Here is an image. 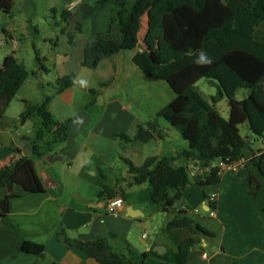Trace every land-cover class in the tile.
<instances>
[{"label": "crops", "instance_id": "crops-1", "mask_svg": "<svg viewBox=\"0 0 264 264\" xmlns=\"http://www.w3.org/2000/svg\"><path fill=\"white\" fill-rule=\"evenodd\" d=\"M11 1V17L0 12V43L3 42L0 69L12 55L29 72L36 70V48L44 58L47 72L39 77L43 82L40 87L36 79L28 77L4 113L0 124V169L8 165L20 167L28 159L36 163L42 161L43 168H37L38 175L43 183L41 173L45 172L53 186L45 187L43 183L45 193L13 199L9 214L25 240L45 247L44 256L24 253L14 235L0 233V264H99L83 252L59 242L57 234L61 229L71 238L85 242L116 235L118 238L111 243L117 250L134 258L148 254L147 264H178L179 245L190 237L196 242L187 264H264L261 218L264 192L260 191L255 197L249 194L246 169L224 172L218 185L203 188L197 186L196 177L190 175L192 183L185 190L177 212H186L194 225H201L214 234L212 237L194 235L183 229L166 233L177 213L162 212L160 206L151 203L149 184L116 185L117 181L128 177L127 161L140 167L150 157H170L189 148L184 142L181 151L163 147L157 153V148L150 145H157L158 139L127 143L121 138L124 135L133 139L139 127H145L157 116V109L151 110L148 104L156 96L157 80L147 77L133 61L143 49L156 48L149 35L147 18L143 19L140 29L146 33L143 39L140 31L138 33L139 48L104 59L91 69L83 65L84 49L97 35L106 32L112 3L47 0L41 11L36 8V0ZM70 6H74L72 11H68ZM70 75L75 77L74 85L55 94L56 81ZM26 85L34 92L42 91L43 97L53 96L49 111L58 121H69L67 140L50 144L49 136L45 140L43 158L33 154L34 122H19L25 108L37 103H32L24 94ZM90 96H94V100L86 104ZM77 118H82L83 123H76ZM158 124L162 130L170 132L166 125ZM242 136L249 138L253 150L263 148V142L250 131ZM106 147L122 149L113 162L99 159L98 153ZM49 155L56 157L57 162H46L44 159ZM62 162L67 163L70 174L79 179L81 187L83 183L89 186L86 191L70 193L66 180L61 179L57 170ZM185 164L189 166L190 162H177L179 166ZM104 188L108 191L99 197ZM122 188L125 207L112 211L107 201L121 197ZM112 190L115 195H111ZM212 195L217 198L215 203L210 201Z\"/></svg>", "mask_w": 264, "mask_h": 264}, {"label": "trees", "instance_id": "trees-1", "mask_svg": "<svg viewBox=\"0 0 264 264\" xmlns=\"http://www.w3.org/2000/svg\"><path fill=\"white\" fill-rule=\"evenodd\" d=\"M112 3L113 8L105 33L97 35L84 49L83 65L94 69L104 59L124 51L139 48L138 33L143 19L147 18L149 35L156 43L153 51L143 49L133 61L149 78L165 81L175 93V98L161 109L153 122L138 128L133 139L122 135L127 143H148L164 139L157 120L168 122L189 145L187 150L173 156H154L140 166L128 164V177L117 181V187L149 184L150 201L160 206L162 212H175L166 233L183 229L192 234L214 236L201 225L178 211L183 195L192 183L188 165L177 162L197 161L202 166L222 160L225 163L246 159L248 192L252 197L264 192V0H101L100 5ZM13 2L0 0V12L11 17ZM204 50L211 63L197 65V54ZM37 69L29 72L14 56L7 58L0 69V124L25 80L32 76L39 79L47 72L44 58L35 48ZM204 78L216 86L217 94L212 102L203 98L196 87ZM75 77L64 76L54 85L55 94L71 88ZM249 91L243 100H237V92ZM53 99L30 104L19 118L20 123L34 122L33 154L43 158L45 140L50 144H62L67 140L69 121H58L49 111ZM227 100L229 119L223 118L217 104ZM248 126L254 137L263 142L261 150H253L249 138H244L240 127ZM3 126V124L1 125ZM203 188L220 183L217 168L208 176H196L194 181ZM8 188L10 191H8ZM104 188L99 197H102ZM46 189L38 175L36 162L28 159L22 166L8 165L0 169V233H10L20 242L22 251L43 257L45 247L25 240L18 225L9 219L11 201L29 195L43 194ZM124 198L123 188L119 190ZM115 195V190L111 195ZM215 206V205H213ZM264 223V209L261 212ZM107 239L81 241L69 236L65 229L57 234L59 242L75 248L99 264H147L148 254L126 256ZM195 238L190 237L179 245L178 264H187Z\"/></svg>", "mask_w": 264, "mask_h": 264}, {"label": "rangeland", "instance_id": "rangeland-1", "mask_svg": "<svg viewBox=\"0 0 264 264\" xmlns=\"http://www.w3.org/2000/svg\"><path fill=\"white\" fill-rule=\"evenodd\" d=\"M38 4V8L39 10H44L45 6L47 4V0H36L35 1ZM145 31H140V36L141 39H143V35H145ZM37 69V66H36ZM32 78V76H31ZM34 79H36L35 77H33ZM38 82V86H42L43 82L42 79H36ZM47 87V86H45ZM196 87L199 89V92L201 93V95L203 96L204 99H206L208 102H212V97L216 96L217 94V88L216 86L210 85L204 78L200 79L197 81L196 83ZM24 94H26L27 98L30 99L32 101V103L35 102H42L44 97H43V92L42 91H36L34 92L32 89H30L29 85H26L25 90H24ZM249 94V91L246 89H242L240 91L237 92L236 98L237 100H243L245 97H247ZM175 97V93L170 89V86L165 82V81H159L157 80V92H156V96L153 97L152 102H149V107L152 109H157V113L163 109L165 106H167ZM155 99V101L153 102V100ZM94 100V96H90L89 99L85 101L86 104L87 103H91V101ZM217 109L219 110V112L221 113V115L223 116V118L225 119H229L230 117V111L228 108V104H227V100L223 99L220 103L217 104ZM150 110V111H151ZM157 122H160V124H164L169 128L170 132H167L166 130H163V134H164V139L162 140H157V145H150L152 146L151 148H157V153L159 151L162 150V148H176L178 149V151H181L183 148H181V144H184V141L182 139V137L180 136V134L168 123L166 122L164 119H158ZM10 124V123H9ZM240 131L242 135H246V133L249 132L248 126H241L240 127ZM175 136H177L178 139L175 138ZM157 146V147H155ZM122 149H118L113 150V149H108L106 147V149L104 151L100 150L101 152L98 153L99 155V159L106 161V162H113L115 157L118 155V153L121 152ZM117 169V168H115ZM58 173L61 176V179H65L69 189H70V193L74 194L76 191H79L80 189H82L81 191H86V188H89V186L87 187L86 183H83L82 187L79 183V179L76 180L75 177H72V175L70 174L71 171H69L67 163L66 162H62L58 164L57 167ZM90 193V192H88Z\"/></svg>", "mask_w": 264, "mask_h": 264}, {"label": "built area", "instance_id": "built-area-1", "mask_svg": "<svg viewBox=\"0 0 264 264\" xmlns=\"http://www.w3.org/2000/svg\"><path fill=\"white\" fill-rule=\"evenodd\" d=\"M74 8V6H70L68 8V11H72ZM3 42L0 43V45H2ZM246 164H247V160L246 159H240L236 162H232V163H225L222 160H218L216 162H213L211 164H209L208 166H202L199 162L197 161H191L189 166H188V170L190 175L196 177V176H208L209 173L211 172V170L217 168L219 170V174L221 175L224 172H238L239 170L245 169L246 168ZM216 196L212 195L210 198V201L212 203L216 202ZM107 206L112 210V211H118L121 210L125 207V201L123 198L121 197H114V198H110L107 201ZM212 216H215L214 213L211 214ZM144 239L147 238V235L145 234L143 236ZM205 258L207 257V255L204 256Z\"/></svg>", "mask_w": 264, "mask_h": 264}, {"label": "water", "instance_id": "water-1", "mask_svg": "<svg viewBox=\"0 0 264 264\" xmlns=\"http://www.w3.org/2000/svg\"><path fill=\"white\" fill-rule=\"evenodd\" d=\"M56 159H57L56 157L54 158L52 155H49V156L45 157L44 160H45L46 162H49V163H55V162H57ZM36 167H37V168H43V162L41 161V162L36 163ZM41 176L43 177V183H44L45 187L53 186V185L51 184V182H50V180H49V178L47 177V174H46L45 172H42V173H41ZM8 191H10L9 188H8ZM0 220H1V217H0ZM158 250H159V249H158Z\"/></svg>", "mask_w": 264, "mask_h": 264}, {"label": "clouds", "instance_id": "clouds-1", "mask_svg": "<svg viewBox=\"0 0 264 264\" xmlns=\"http://www.w3.org/2000/svg\"><path fill=\"white\" fill-rule=\"evenodd\" d=\"M197 65H204L211 63L210 58L207 56V53L204 50H201L196 57V60L194 61ZM76 123H83L82 118H77L75 121Z\"/></svg>", "mask_w": 264, "mask_h": 264}]
</instances>
